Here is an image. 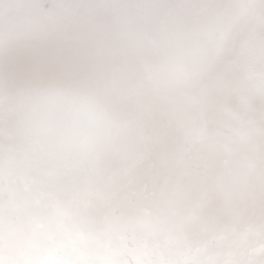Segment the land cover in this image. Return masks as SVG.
Returning a JSON list of instances; mask_svg holds the SVG:
<instances>
[{
    "label": "snow or ice",
    "instance_id": "obj_1",
    "mask_svg": "<svg viewBox=\"0 0 264 264\" xmlns=\"http://www.w3.org/2000/svg\"><path fill=\"white\" fill-rule=\"evenodd\" d=\"M0 264H264V0H0Z\"/></svg>",
    "mask_w": 264,
    "mask_h": 264
}]
</instances>
